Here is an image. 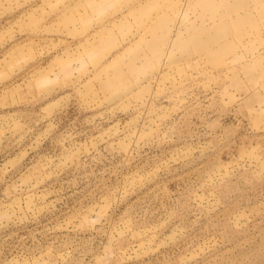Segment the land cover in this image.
Here are the masks:
<instances>
[{
  "label": "rangeland",
  "instance_id": "rangeland-1",
  "mask_svg": "<svg viewBox=\"0 0 264 264\" xmlns=\"http://www.w3.org/2000/svg\"><path fill=\"white\" fill-rule=\"evenodd\" d=\"M0 264H264V0H0Z\"/></svg>",
  "mask_w": 264,
  "mask_h": 264
}]
</instances>
